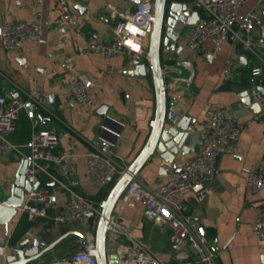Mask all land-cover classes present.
Masks as SVG:
<instances>
[{"label": "crops", "instance_id": "crops-1", "mask_svg": "<svg viewBox=\"0 0 264 264\" xmlns=\"http://www.w3.org/2000/svg\"><path fill=\"white\" fill-rule=\"evenodd\" d=\"M68 1L79 14L80 32L75 33L73 29L61 26L57 0H43L41 3L38 0H0V93L14 96L17 92V96L27 99V105L20 113L18 132L9 137L10 150L3 155L0 165V194L22 170L30 166L28 141L35 128H57L60 142L53 147V152L77 164L80 192L99 200H103L106 191L112 187L109 184L100 192L87 174L86 154L103 148L97 143L99 126L104 118L99 108L106 106V114L125 123L117 140V149L128 164L135 159L149 137L156 106L150 71L142 76L127 74L126 71L134 67L136 55L126 49L110 57L78 52L72 37L76 36L82 44L94 39L110 40L120 20L113 13V6L131 8L136 12V18L144 23L147 16L142 5L145 2L153 4L154 1ZM175 1L191 4V0ZM37 8L41 11V39L24 40L18 50L7 49L1 41L2 24L8 19L32 20L36 17ZM252 9L263 18V23L250 33L251 41L256 42L264 35V0H247L239 11L238 19ZM242 35V30L235 25L234 32L220 46L208 41L200 50H191L185 44L184 34H181L179 43L184 48L177 59L170 45L163 47L162 62L169 106L179 111L182 117L191 118L189 134L183 136L176 148L177 153L168 159L170 165L164 163L161 152H156L137 174L152 187L165 182L172 171L180 169L184 160L204 144L210 126L205 115L206 108L218 103L231 110L234 122L241 125L237 151L224 153L218 158L219 172L212 192L204 200L199 201L194 192L180 195L193 219L197 218L205 229L208 244L210 242L211 248L216 251L219 264H262L264 259V245L259 244L253 229V223L264 214V187L255 190L246 179L249 170L264 163V109L254 114L234 88L244 86L254 94L255 85L264 86V68L261 75H252L251 69L260 64V60L240 39ZM228 56L236 58L238 63L231 76H225L223 71ZM240 56L247 59V66L238 62ZM143 60L147 61V58ZM74 74L86 82L96 104L95 112L78 111L69 91ZM49 93L55 96L52 104L45 100ZM59 178L56 166L44 162L34 178L40 181V188L48 187L57 194V202L49 207L48 217L30 222L19 210L8 226L0 223V244L24 236H40L50 243L71 230L85 234L86 241L78 233H69L50 255L44 257L46 259L37 264H66L63 260L84 247L91 236L95 240L98 214L86 215L75 222L54 219L67 201V193L61 187ZM119 214L120 221L133 228L134 237L144 241L167 264H184L185 259L172 248L169 226L149 218L140 201H129ZM24 223L27 229L15 239V230L23 227ZM123 242L128 243L127 240ZM118 247V237L109 231V254ZM185 254L192 258L193 248H186Z\"/></svg>", "mask_w": 264, "mask_h": 264}, {"label": "built area", "instance_id": "built-area-1", "mask_svg": "<svg viewBox=\"0 0 264 264\" xmlns=\"http://www.w3.org/2000/svg\"><path fill=\"white\" fill-rule=\"evenodd\" d=\"M42 1L38 0L39 3ZM246 1L191 0V4L186 3L187 8L182 12L192 15L197 11L199 17L196 22L186 26L182 34L188 49L200 50L208 41L220 46L234 32L235 25L238 26L244 33L240 39L251 54L260 60V64L251 69L252 75L258 76L262 74L264 68V35L256 42H252L250 33L263 23V18L257 10L252 9L238 19L239 11ZM57 2L61 12L59 20L61 26L71 28L75 33L80 32L79 14L71 8L68 0ZM152 5L150 2L142 5L147 16L144 23L136 18V12L131 8L113 6V13L120 18L114 37L110 40H89L82 44L73 36L76 50L110 57L126 49L137 57L147 58ZM35 15L32 20L8 19L2 24L1 41L7 49L18 50L24 40L41 39L42 22L39 8L35 10ZM237 66L236 58L228 56L223 70L225 76H231ZM261 87L264 89V86ZM69 91L80 113L95 112V101L88 92L86 82L78 74L72 76ZM253 96L264 109V93L258 95L254 92ZM45 100L48 104L54 103V94H47ZM26 105L27 99L22 96L0 93V165L3 155L10 150L9 137L18 132L20 113ZM205 115L210 126L207 138L199 151L185 159L181 168L172 171L169 178L158 186H149L137 175L134 176L119 197L108 222V231L118 237L119 247L114 250L117 264H167L144 241L134 237L131 226L120 221L119 213L123 206L133 199L144 205L149 218L169 226L172 248L179 257L185 259L184 264H219L216 251L209 246L206 236L195 226L193 216L180 199V195L194 192L197 199L202 201L212 192L213 182L219 172L217 160L224 153L237 151L241 125L234 122L231 110L222 104H211L206 108ZM124 125L123 121L109 114L104 115L99 126L98 141L106 146L86 154L87 174L100 192L110 184L111 178H118L129 166L117 149V140L122 135ZM59 142L60 136L56 127L33 129L28 141L31 163L26 170V176L35 178L42 162L56 166L60 175L58 181L67 193V201L54 219L75 222L90 212L99 215L102 200L80 192L77 164L53 152V147ZM246 179L253 189L263 188L264 163L261 162L249 170ZM107 193L108 191L104 197ZM57 198V194L48 187H39L26 194L19 210L25 214L28 221L34 222L38 218L49 216V207L57 202ZM253 229L258 235L259 244L264 245V214L253 223ZM125 240L127 244L123 242ZM94 246L95 240L91 236L84 247L73 251L63 262L98 264L96 256L91 252ZM188 247L193 248L192 258L185 254Z\"/></svg>", "mask_w": 264, "mask_h": 264}, {"label": "water", "instance_id": "water-1", "mask_svg": "<svg viewBox=\"0 0 264 264\" xmlns=\"http://www.w3.org/2000/svg\"><path fill=\"white\" fill-rule=\"evenodd\" d=\"M186 8L187 5L179 1L154 0L150 15L152 26L147 49V61L138 56L133 61L134 67L126 71L127 74L137 76L146 75L150 71L155 88V115L151 121L149 137L143 148L123 174L114 181L112 178L110 179V182L113 181L112 187L101 201V209L96 225L95 246L91 250L96 256L98 264H117L118 262L114 251L109 254L107 250L108 222L125 188L156 152H161L162 157L165 159L164 163L170 165L168 159L177 153L176 148L181 144L183 136L186 137L189 134L188 124L191 118L189 116L182 117L179 111L174 108L170 109L162 62V49L164 46L170 45L175 51L174 57L176 59L179 58L184 48L183 44L179 43L180 36L185 27L196 22L199 17L197 11H194L192 15L182 12ZM238 62L244 67L247 66V59L244 56H240ZM234 88L239 92L243 103L254 114L257 115L262 110L260 103L254 99L248 88L244 86H235ZM253 90L258 95L264 93V89L261 86H255ZM14 96H17V92ZM32 107H35V105ZM99 111L106 115L107 107L101 106ZM97 143L102 144L103 148L106 146L101 141H97ZM26 170H22L0 195V223L7 226L18 213L26 194L40 187V181L34 180V177H27ZM95 215V212L87 214V216ZM194 222L197 223L195 226L200 229L208 240L205 229L198 223L199 220L195 218ZM71 232L78 233L86 241L85 234L71 230L50 243H46L40 236H24L19 240L0 244V255L3 257L0 264H37L43 261L45 256L50 255L58 242ZM209 246H212L210 242ZM262 264H264V259Z\"/></svg>", "mask_w": 264, "mask_h": 264}, {"label": "trees", "instance_id": "trees-1", "mask_svg": "<svg viewBox=\"0 0 264 264\" xmlns=\"http://www.w3.org/2000/svg\"><path fill=\"white\" fill-rule=\"evenodd\" d=\"M52 173V172H51ZM115 180V178L113 179V181ZM113 181L112 182H110V185L113 183ZM27 229V225L24 223V225H23V227H19L18 229H16L15 230V232H14V234H13V237L15 238V239H17L18 237H20L23 233H24V231Z\"/></svg>", "mask_w": 264, "mask_h": 264}, {"label": "rangeland", "instance_id": "rangeland-1", "mask_svg": "<svg viewBox=\"0 0 264 264\" xmlns=\"http://www.w3.org/2000/svg\"><path fill=\"white\" fill-rule=\"evenodd\" d=\"M154 1V0H153ZM1 195V194H0Z\"/></svg>", "mask_w": 264, "mask_h": 264}]
</instances>
